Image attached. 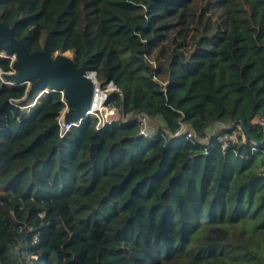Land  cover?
I'll return each instance as SVG.
<instances>
[{"label":"trees","instance_id":"16d2710c","mask_svg":"<svg viewBox=\"0 0 264 264\" xmlns=\"http://www.w3.org/2000/svg\"><path fill=\"white\" fill-rule=\"evenodd\" d=\"M0 21L119 90L116 121L62 137L60 92L25 106L0 54V264H264V0H0Z\"/></svg>","mask_w":264,"mask_h":264},{"label":"water","instance_id":"95a60500","mask_svg":"<svg viewBox=\"0 0 264 264\" xmlns=\"http://www.w3.org/2000/svg\"><path fill=\"white\" fill-rule=\"evenodd\" d=\"M1 48L6 51L7 56H16L14 67L17 71L6 77L20 83L19 85H27L34 80L31 85L35 93L46 86L64 89L73 106L68 119H77L89 110L94 96V85L88 79V73L92 71L85 65L79 67L69 51L56 53L54 56L47 48L30 52L24 41L17 39L12 29L0 21V50ZM238 121L248 140L256 144L263 143L251 134L242 115L238 116L236 123Z\"/></svg>","mask_w":264,"mask_h":264},{"label":"built area","instance_id":"2783aa9c","mask_svg":"<svg viewBox=\"0 0 264 264\" xmlns=\"http://www.w3.org/2000/svg\"><path fill=\"white\" fill-rule=\"evenodd\" d=\"M0 54L7 56L6 54H3L1 52H0ZM13 70L14 71H12L11 74L16 73V68L14 67V63H13ZM90 74H93V72H91ZM93 75H94L95 80H96V82H95L96 84L94 83L96 91H100L103 95L102 96L103 98L101 100L97 101L98 99H97L96 95L94 94L93 101H92V102H94V108L93 109L89 108V110H87L83 116H81L77 119H68V117H67L72 112L73 106L71 105L69 99L66 97V93H65L64 89H57V88H53L50 86H46V87L40 89L41 91L39 92L38 95H36L38 91L35 93L36 99H37L41 94H45V93L53 92V91L60 92L61 99H62V102L64 104V107H63V109H62V111L58 117L60 136H62V137L65 136L70 129H72L73 127L79 126L82 123L83 119L88 117V116H95L98 118V125H97L98 130H103L106 125L112 124L114 121H116L118 119L119 115L117 113V110L113 107L107 106L106 102H107L111 92H118L119 90L116 88V86L112 82L109 83L106 86V88H102V86L100 85V83L96 79L95 73ZM6 76H7V74H4L3 77L1 76V78L7 84H9V85H17V84L19 85L20 84L14 80L9 79ZM107 91H110L109 94L106 93ZM35 95H34V97H35ZM102 107L104 108V111H105L104 113H106L105 115L103 114V110H101ZM133 119L137 120L140 123V134L151 136V134L148 133V127L150 125H149V119H148L147 115H145L143 113H139V114H136L133 117ZM127 120H128V118H122L123 122H126ZM260 124L264 125V119L260 120ZM187 135H188V137H192L193 131L191 129H188ZM175 136L176 137H179V136L184 137L185 135L180 130L175 134ZM219 139L223 143V146L226 147L230 144L231 141L236 140V135L225 134V135L219 137ZM252 143H253V147H252L253 150H256L257 144L254 142H252ZM263 173H264V170H263ZM40 215H41V217H43L42 214H40ZM33 241L34 242L38 241V233L34 235Z\"/></svg>","mask_w":264,"mask_h":264},{"label":"rangeland","instance_id":"374dc122","mask_svg":"<svg viewBox=\"0 0 264 264\" xmlns=\"http://www.w3.org/2000/svg\"><path fill=\"white\" fill-rule=\"evenodd\" d=\"M240 7L243 9L244 14L247 15L248 12H247V10H246V8H245V6L243 5L242 2H240ZM0 52L3 53V54L8 55V54L6 53V51H4L2 48H1ZM11 57H12V59L16 60V56H15V55H12ZM28 85H29V84H28ZM38 91H40V90H38ZM109 92H110V91H107L106 93L109 94ZM34 93H35V92H34V89H33L32 85H30V87H29V89H28V91H27V96H26L25 99L22 101V103H24L25 106H27L26 104H28V106H31V105L33 104V103H30V102L32 101V99H33V97H34ZM101 110H103V114L105 115L106 113H104L105 111H104V108H103V107L101 108ZM212 131H213V130H212ZM153 132H154V127H153V126H149V127H148V133H149V134H153Z\"/></svg>","mask_w":264,"mask_h":264},{"label":"bare ground","instance_id":"6f19581e","mask_svg":"<svg viewBox=\"0 0 264 264\" xmlns=\"http://www.w3.org/2000/svg\"><path fill=\"white\" fill-rule=\"evenodd\" d=\"M88 79L93 83V85L96 82L95 77H94L93 74L88 73ZM94 94L96 95V97L98 99L97 101H99V100H101L103 98L102 97L103 96L102 93L100 91H96L95 85H94ZM90 108H92V109L94 108V102L90 103Z\"/></svg>","mask_w":264,"mask_h":264},{"label":"crops","instance_id":"0c3cea01","mask_svg":"<svg viewBox=\"0 0 264 264\" xmlns=\"http://www.w3.org/2000/svg\"><path fill=\"white\" fill-rule=\"evenodd\" d=\"M218 126H219V125L216 124V125H214L213 127H214V128H217Z\"/></svg>","mask_w":264,"mask_h":264}]
</instances>
